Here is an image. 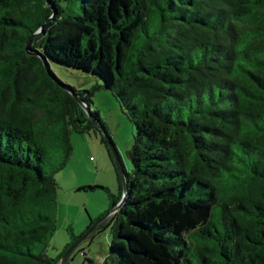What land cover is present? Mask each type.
<instances>
[{
	"label": "trees",
	"instance_id": "trees-1",
	"mask_svg": "<svg viewBox=\"0 0 264 264\" xmlns=\"http://www.w3.org/2000/svg\"><path fill=\"white\" fill-rule=\"evenodd\" d=\"M52 63L103 84L77 89ZM102 87L136 132L126 198L91 234L111 228L101 264H264V0H0V264H60L81 237L47 253L72 133L115 144ZM114 165L96 220L123 195Z\"/></svg>",
	"mask_w": 264,
	"mask_h": 264
},
{
	"label": "rangeland",
	"instance_id": "rangeland-1",
	"mask_svg": "<svg viewBox=\"0 0 264 264\" xmlns=\"http://www.w3.org/2000/svg\"><path fill=\"white\" fill-rule=\"evenodd\" d=\"M64 4L69 13L78 11L73 4L70 6ZM51 66L62 81L77 89H91L103 84L102 80L92 73L57 63H52ZM93 107L99 110L126 169L130 170L129 151L134 141L135 126L115 95L106 88L95 90ZM71 139L73 153L70 162L65 169L56 174L59 183L57 228L47 247V253L52 257H58L71 242V228L75 234L82 236L92 220H96L110 209V193L116 194L119 186L114 165L117 164L116 155L110 144L106 145L103 142L99 132L93 131L90 134L73 132ZM89 185L105 187L110 192L103 188L79 190ZM110 215L101 218L104 217L102 220L108 221ZM91 234L92 232L82 237L68 264H101L105 260L110 252L111 228ZM193 259L197 263L198 254L195 253Z\"/></svg>",
	"mask_w": 264,
	"mask_h": 264
},
{
	"label": "water",
	"instance_id": "water-1",
	"mask_svg": "<svg viewBox=\"0 0 264 264\" xmlns=\"http://www.w3.org/2000/svg\"><path fill=\"white\" fill-rule=\"evenodd\" d=\"M28 44L29 42H27V45H26V48L28 49ZM28 52L31 53V51L28 50ZM44 61V65H45V68L46 70L48 71L49 75L52 77V79L57 82L58 84H60L61 86H63L64 88L71 90L68 86L64 85L63 83H61L52 73H51V70L49 68V66L46 64L45 62V59H43ZM60 82V83H59ZM74 96L78 99V101L82 104V106L85 108L86 112L89 114L90 117H92V113H91V109L88 105H85L84 102L76 95L74 94ZM103 135L105 136V132L102 131ZM108 140V138H107ZM109 144L111 146V148L113 149L115 155H116V158H117V164L116 166L119 168V173L121 174L122 176V180H123V195H122V198L120 200V202L117 204L116 207L112 208L104 217H106L108 214H112L114 213L115 211L118 210V208L121 206V204L124 202L125 198H126V195H127V181H126V177H125V168L123 166V163L120 159V156H119V152L115 146V144H113V142L109 141ZM103 217V218H104ZM103 218H101L100 220H97L93 225L92 227L87 231L85 232L80 238H78L68 249L67 251L64 253V255L62 256L61 260H60V264H68V260L71 256V254L73 253V251L75 250V248L80 244L81 240H82V237H86L87 235L85 234H90L91 232H93L96 227L98 226L99 223H101L103 220Z\"/></svg>",
	"mask_w": 264,
	"mask_h": 264
},
{
	"label": "crops",
	"instance_id": "crops-1",
	"mask_svg": "<svg viewBox=\"0 0 264 264\" xmlns=\"http://www.w3.org/2000/svg\"><path fill=\"white\" fill-rule=\"evenodd\" d=\"M112 214H113V213H112ZM112 214H111V215H112Z\"/></svg>",
	"mask_w": 264,
	"mask_h": 264
}]
</instances>
